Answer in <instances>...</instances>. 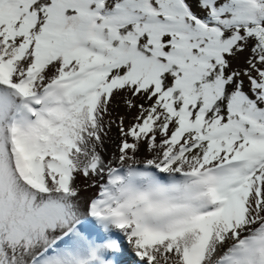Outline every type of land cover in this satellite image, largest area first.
I'll return each mask as SVG.
<instances>
[{"label":"snow or ice","instance_id":"6c2138e0","mask_svg":"<svg viewBox=\"0 0 264 264\" xmlns=\"http://www.w3.org/2000/svg\"><path fill=\"white\" fill-rule=\"evenodd\" d=\"M0 264H264V0H0Z\"/></svg>","mask_w":264,"mask_h":264}]
</instances>
